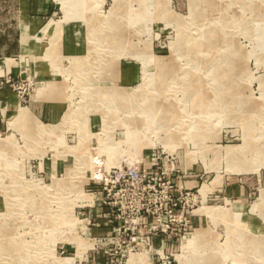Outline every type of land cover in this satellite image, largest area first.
I'll return each mask as SVG.
<instances>
[{
    "label": "rangeland",
    "instance_id": "obj_1",
    "mask_svg": "<svg viewBox=\"0 0 264 264\" xmlns=\"http://www.w3.org/2000/svg\"><path fill=\"white\" fill-rule=\"evenodd\" d=\"M49 1L0 0V264H158L165 229L264 264V0Z\"/></svg>",
    "mask_w": 264,
    "mask_h": 264
},
{
    "label": "built area",
    "instance_id": "obj_2",
    "mask_svg": "<svg viewBox=\"0 0 264 264\" xmlns=\"http://www.w3.org/2000/svg\"><path fill=\"white\" fill-rule=\"evenodd\" d=\"M154 159L155 158H152L153 161H155ZM153 161L150 162V165L149 166H151V167H157L158 162L157 161L153 162ZM119 171H120L119 172V175L117 176V178L115 180H113V182L111 184V187H113V189L120 188L121 185H122V181L124 180L123 178L124 177H127V176H130L131 179L133 181H135V184H137V186H138L139 183L136 180L139 179V178H145V174L147 173L145 169L139 170L138 173H137V171L136 172L134 171L133 173L123 172L122 169H119ZM125 180H127V179H125ZM104 188L106 189L107 186L104 187ZM105 189H104V191H105ZM104 206H106V208L105 207H103V208L100 207L99 210L103 211L102 216L104 218H106L105 221L104 222H101L96 217H93V218H94L96 224H99V225L107 224V225L111 226V219L110 218L112 217L113 210H112L111 206H109V205H104ZM143 209H144L143 207H139V206L137 207V209L133 213L136 218H137V216H138V214L140 212H143ZM97 217H99V216H97ZM95 223H93V224H95ZM89 224H90V219H89ZM115 230H116V228L112 227V231L115 232ZM164 234H167V230L166 229L163 230L162 233H161L162 236H161L160 245L162 243L163 244V247L158 249L159 252H155V254L157 255V257L155 258L154 261L159 262L158 264H172V262L175 261V254H172V253L165 254L164 253V243L166 241V239H164V237H163ZM167 236H168L167 239H169V234H167ZM176 236L177 237H181L180 234L179 235H176ZM135 238H136V236H135ZM99 239L107 240V245H111V244H114L115 243L113 241V238H111L109 235H107L106 237H101ZM116 242H119V240H117Z\"/></svg>",
    "mask_w": 264,
    "mask_h": 264
},
{
    "label": "crops",
    "instance_id": "obj_3",
    "mask_svg": "<svg viewBox=\"0 0 264 264\" xmlns=\"http://www.w3.org/2000/svg\"><path fill=\"white\" fill-rule=\"evenodd\" d=\"M49 3H50V1L49 0H46V2H44V8H43V10H44V13H48V9H49ZM57 3H55L54 2V7L53 8H55V9H57L56 7H55V5H56ZM27 27V26H26ZM26 27H24V28H26ZM29 27H30V24H29ZM75 44H76V42H75ZM76 45H79V44H76ZM83 45V44H82ZM27 48H22V51H25ZM71 49V50H70ZM63 48V52H66V53H69V52H78L79 54H81L82 52H83V50H84V48H78V50H73L74 48ZM12 49L11 48H0V52H2V53H9L10 51H11ZM0 94H1V96H2V98H4V100H6V101H10L11 102V100H13V98L10 96V94H8L6 91H2V92H0ZM97 219L98 220H100L101 222H104L105 221V219L106 218H104L103 216H102V218L101 217H97ZM110 228V226L109 225H107V224H105L102 228H100L101 230H108ZM100 229H97V230H100ZM158 241V240H157ZM158 244H159V242H158ZM131 261H134L135 262V260H133L134 258H135V255H132L131 257ZM136 259V258H135ZM138 259H140V258H138ZM72 260V262H73V258L71 259ZM131 263H133V262H131Z\"/></svg>",
    "mask_w": 264,
    "mask_h": 264
},
{
    "label": "bare ground",
    "instance_id": "obj_4",
    "mask_svg": "<svg viewBox=\"0 0 264 264\" xmlns=\"http://www.w3.org/2000/svg\"><path fill=\"white\" fill-rule=\"evenodd\" d=\"M212 62V61H211ZM164 73H162L163 75ZM111 94V93H110ZM152 95V94H151ZM131 98V97H130ZM131 100V99H130ZM200 100V99H199ZM13 101L10 103V105L12 106L13 105ZM10 108V107H9ZM181 108V107H180ZM172 118V117H171ZM177 122V120H175ZM129 129V128H128ZM133 130V129H132ZM135 134V133H134ZM139 139V138H138ZM240 170H243V169H240ZM262 198H264V192L262 193ZM210 213V212H209ZM195 240V237H185V238H182V241H181V245H180V249H179V252L176 254V260H177V264H183L186 256H187V253H188V250L189 248L192 247V244L195 243L194 242ZM197 240V238H196ZM80 243V242H79ZM131 259V258H130ZM241 261V260H240ZM67 264V263H66Z\"/></svg>",
    "mask_w": 264,
    "mask_h": 264
}]
</instances>
